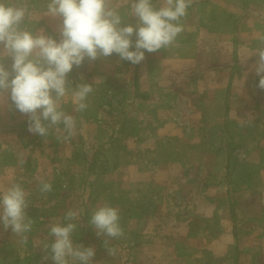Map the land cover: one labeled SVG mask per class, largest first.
Listing matches in <instances>:
<instances>
[{"label": "rangeland", "instance_id": "rangeland-1", "mask_svg": "<svg viewBox=\"0 0 264 264\" xmlns=\"http://www.w3.org/2000/svg\"><path fill=\"white\" fill-rule=\"evenodd\" d=\"M7 2L27 8L22 28L59 40L49 0ZM111 4L135 23L130 0ZM181 24L173 45L140 64L113 54L73 68L61 101L76 122L68 140L62 125L29 133L0 94V191L19 183L33 220L23 242L0 225V264H54L43 246L68 210L79 213L74 241L96 250L92 264H264V90L251 56L264 0H191ZM8 55L0 48L10 67ZM79 83L93 86L83 112ZM105 203L124 232L106 245L115 255L89 225Z\"/></svg>", "mask_w": 264, "mask_h": 264}, {"label": "clouds", "instance_id": "clouds-1", "mask_svg": "<svg viewBox=\"0 0 264 264\" xmlns=\"http://www.w3.org/2000/svg\"><path fill=\"white\" fill-rule=\"evenodd\" d=\"M191 0H164L157 7L153 0H130L131 16L135 23H125L111 0H49L47 11L60 21L59 40L21 27L27 8L0 0V48L7 50L10 67L0 62V94L8 93L11 106L27 117L29 133L47 137L49 129L63 126L64 140L74 134L76 122L72 114L62 110L61 101L68 94V74L84 61L116 54L121 61L140 64L145 54L173 45L183 31L181 19L187 14ZM135 36V39H133ZM259 77L257 87L264 90V39L258 41L251 56ZM93 86L79 83L72 92L75 112L88 107ZM19 163L23 165L21 158ZM52 184L42 181L40 191H52ZM29 202L25 189L13 183L0 191V225L11 230L21 242L32 231L33 220L28 217ZM79 213L68 210L61 223L49 226L50 242L43 248L54 264H92L96 250L74 241ZM89 225L97 237L104 238L109 255L115 248L107 247L108 240L124 235L119 209L105 203L91 214Z\"/></svg>", "mask_w": 264, "mask_h": 264}]
</instances>
